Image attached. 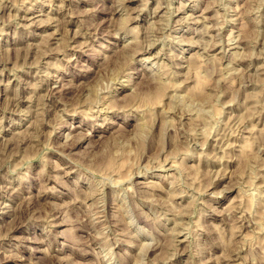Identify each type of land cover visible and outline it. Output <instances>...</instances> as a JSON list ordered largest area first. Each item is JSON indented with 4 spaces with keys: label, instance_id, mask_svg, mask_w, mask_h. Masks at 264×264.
<instances>
[{
    "label": "rangeland",
    "instance_id": "rangeland-1",
    "mask_svg": "<svg viewBox=\"0 0 264 264\" xmlns=\"http://www.w3.org/2000/svg\"><path fill=\"white\" fill-rule=\"evenodd\" d=\"M0 264H264V0H0Z\"/></svg>",
    "mask_w": 264,
    "mask_h": 264
},
{
    "label": "bare ground",
    "instance_id": "bare-ground-1",
    "mask_svg": "<svg viewBox=\"0 0 264 264\" xmlns=\"http://www.w3.org/2000/svg\"><path fill=\"white\" fill-rule=\"evenodd\" d=\"M39 15H40V14H39ZM237 46H238V45H237ZM234 55H235V54H234ZM236 55H237V54H236ZM145 62H146V61H145ZM160 81H161V80H160ZM160 83L162 84V82H160ZM163 85H164V84H163ZM160 86H161V85H160ZM159 91H161L160 88H159ZM162 91H163V90H162Z\"/></svg>",
    "mask_w": 264,
    "mask_h": 264
}]
</instances>
